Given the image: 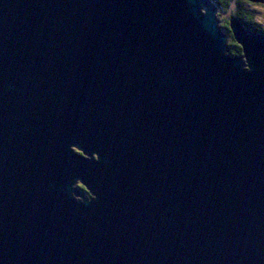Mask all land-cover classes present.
I'll return each instance as SVG.
<instances>
[{
    "label": "water",
    "instance_id": "water-1",
    "mask_svg": "<svg viewBox=\"0 0 264 264\" xmlns=\"http://www.w3.org/2000/svg\"><path fill=\"white\" fill-rule=\"evenodd\" d=\"M217 14L0 0V264H264V32Z\"/></svg>",
    "mask_w": 264,
    "mask_h": 264
},
{
    "label": "trees",
    "instance_id": "trees-1",
    "mask_svg": "<svg viewBox=\"0 0 264 264\" xmlns=\"http://www.w3.org/2000/svg\"><path fill=\"white\" fill-rule=\"evenodd\" d=\"M218 9L217 18L219 21L220 28L224 31L228 37L229 45L231 46V53L233 55H241V48L236 45L233 40L232 34L229 31V18L225 19L222 15L225 13L229 17H234L241 21L249 30L263 32L264 29L258 25L254 20L255 12L252 11L253 4L249 0H211ZM257 5L264 6V0ZM225 20V21H224ZM79 188L84 190V187L80 184L77 185Z\"/></svg>",
    "mask_w": 264,
    "mask_h": 264
},
{
    "label": "rangeland",
    "instance_id": "rangeland-1",
    "mask_svg": "<svg viewBox=\"0 0 264 264\" xmlns=\"http://www.w3.org/2000/svg\"><path fill=\"white\" fill-rule=\"evenodd\" d=\"M258 3L256 4H253V6L251 7L252 8V11L255 12V14L253 15L254 16V20L255 22L260 25L262 27V29H264V6H261V5H257ZM225 19H228L230 18L227 14H223L222 15ZM225 21V20H224ZM264 32V31H263Z\"/></svg>",
    "mask_w": 264,
    "mask_h": 264
}]
</instances>
